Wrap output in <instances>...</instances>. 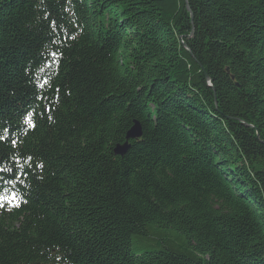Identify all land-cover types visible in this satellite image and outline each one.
<instances>
[{"label":"trees","instance_id":"1","mask_svg":"<svg viewBox=\"0 0 264 264\" xmlns=\"http://www.w3.org/2000/svg\"><path fill=\"white\" fill-rule=\"evenodd\" d=\"M29 111L0 264H264V0H0V130Z\"/></svg>","mask_w":264,"mask_h":264},{"label":"snow or ice","instance_id":"2","mask_svg":"<svg viewBox=\"0 0 264 264\" xmlns=\"http://www.w3.org/2000/svg\"><path fill=\"white\" fill-rule=\"evenodd\" d=\"M53 24H55V21H53ZM50 55L52 57V63L54 64L56 61V58L58 57V55H60V53L57 51H53L50 53ZM40 71L43 72L44 68H40ZM47 82L48 81L46 79L38 80L37 86L40 88H43L47 84ZM24 125L27 126V129H31L35 127L34 112L29 111L22 116V121H21V125L19 129H13L11 127H3V129L0 130V142L5 141L6 139H10L12 136L17 135L18 132L26 131V129L23 127ZM11 143L13 144V146H15V144L17 143L16 139H11ZM0 159H3V157H0ZM31 159H32L31 157H28V160H31ZM37 167H42V165H37ZM0 171H11V169L0 168ZM19 179H20L19 176L15 178V180H19ZM3 183L5 185H10V184H14L15 181L6 180V181H3ZM10 191L11 190L7 187H4L3 191H0V207H4L5 202H7L10 206H13V207L20 206V202L22 200L21 195L17 191H11V195H9Z\"/></svg>","mask_w":264,"mask_h":264},{"label":"water","instance_id":"3","mask_svg":"<svg viewBox=\"0 0 264 264\" xmlns=\"http://www.w3.org/2000/svg\"><path fill=\"white\" fill-rule=\"evenodd\" d=\"M141 136H142L141 125L137 120H133L131 127L126 132L124 142L123 143H117L113 147L114 154H116L118 156H123L128 151V149L130 148L129 141L133 140V139H139V138H141Z\"/></svg>","mask_w":264,"mask_h":264}]
</instances>
